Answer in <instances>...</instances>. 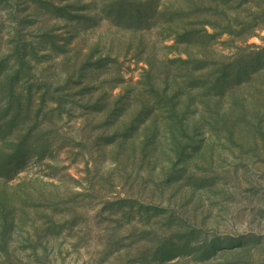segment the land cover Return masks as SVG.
I'll return each instance as SVG.
<instances>
[{
  "label": "rangeland",
  "instance_id": "rangeland-1",
  "mask_svg": "<svg viewBox=\"0 0 264 264\" xmlns=\"http://www.w3.org/2000/svg\"><path fill=\"white\" fill-rule=\"evenodd\" d=\"M0 264H264V0H0Z\"/></svg>",
  "mask_w": 264,
  "mask_h": 264
}]
</instances>
